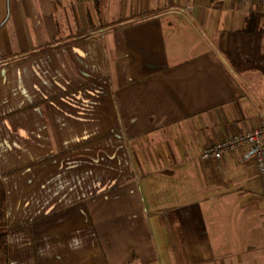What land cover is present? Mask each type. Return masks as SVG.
Listing matches in <instances>:
<instances>
[{"label": "crops", "instance_id": "1", "mask_svg": "<svg viewBox=\"0 0 264 264\" xmlns=\"http://www.w3.org/2000/svg\"><path fill=\"white\" fill-rule=\"evenodd\" d=\"M7 264H264L245 147L264 119V3L0 0Z\"/></svg>", "mask_w": 264, "mask_h": 264}, {"label": "built area", "instance_id": "2", "mask_svg": "<svg viewBox=\"0 0 264 264\" xmlns=\"http://www.w3.org/2000/svg\"><path fill=\"white\" fill-rule=\"evenodd\" d=\"M206 1L215 2L218 0ZM236 1L264 3V0ZM245 147L254 149V157L264 194V119L260 126L252 130L233 134L219 142L206 146L201 152V158L205 161H217L223 158L226 154L237 152Z\"/></svg>", "mask_w": 264, "mask_h": 264}, {"label": "rangeland", "instance_id": "3", "mask_svg": "<svg viewBox=\"0 0 264 264\" xmlns=\"http://www.w3.org/2000/svg\"><path fill=\"white\" fill-rule=\"evenodd\" d=\"M3 231V225L0 224V234ZM3 240H0V264H7V256L4 252V248H3Z\"/></svg>", "mask_w": 264, "mask_h": 264}, {"label": "trees", "instance_id": "4", "mask_svg": "<svg viewBox=\"0 0 264 264\" xmlns=\"http://www.w3.org/2000/svg\"><path fill=\"white\" fill-rule=\"evenodd\" d=\"M23 57H27V55L23 54V55H17V56H12V57H9V58L2 59V60H0V65H5V64L20 60ZM0 210H1V208H0Z\"/></svg>", "mask_w": 264, "mask_h": 264}]
</instances>
